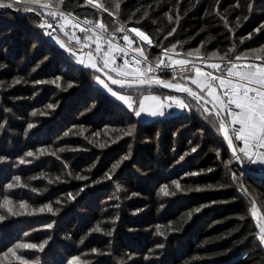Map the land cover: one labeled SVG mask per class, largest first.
Wrapping results in <instances>:
<instances>
[{"label": "trees", "instance_id": "1", "mask_svg": "<svg viewBox=\"0 0 264 264\" xmlns=\"http://www.w3.org/2000/svg\"><path fill=\"white\" fill-rule=\"evenodd\" d=\"M116 2L101 0L114 15L86 0H65L61 7L112 31L142 28L159 59L173 48L225 59L264 57L254 51L264 49V0H119V10ZM14 9H0V205L7 197L25 214L0 207L6 217L0 264H22L9 252L18 244L44 245L43 251L17 249L28 264H69L75 256L84 264H264L250 213L254 199L264 216V177L236 164L214 111L189 95L110 85L78 65L35 13ZM95 49L103 67V53ZM111 67L104 69L117 76ZM193 74L149 73L183 84ZM96 77L131 95L136 107L152 92L180 96L188 108L141 121ZM16 176L25 186L8 189ZM49 204L53 212L39 211ZM97 226L102 230L94 231Z\"/></svg>", "mask_w": 264, "mask_h": 264}, {"label": "snow or ice", "instance_id": "2", "mask_svg": "<svg viewBox=\"0 0 264 264\" xmlns=\"http://www.w3.org/2000/svg\"><path fill=\"white\" fill-rule=\"evenodd\" d=\"M88 5H91L94 8L102 9L105 12H109V9L104 7L103 4L99 3L98 0H86ZM65 4V0H55V4H53L52 0H0V9H16V11H23L25 13L34 12L37 6L40 9L46 11L48 16H51L53 19L59 17L58 27L63 30L67 26L71 25L74 30L79 28L82 33H91V35H87L85 37V41H91L96 44L95 51L97 53H103V68L111 67V72H115L120 79L113 78L111 75L108 76V79L111 81V84L118 85L120 88L132 87L133 83L129 82L128 78L132 77L133 82L139 85L146 84H155L160 85L164 88H174L176 91L187 93L197 102L204 99V97L197 91L193 89L180 85L173 84L171 81L162 80L154 75H149V73H155L157 71L162 70L163 68H174L176 65H180V70H186L185 66L190 63L188 60H171L169 55L170 52H174L175 48L167 49L164 51L163 55L168 57L170 63H166L163 59H158L155 62V66L152 64H148L143 69L140 67L142 62L147 61V56L143 50L142 46L133 48V44L136 41L130 35L131 33L135 34V37L139 38L140 41L146 42L151 45L152 40L149 35L146 34L139 28H132L127 30L122 39L126 44L125 47L118 46L113 43V40L104 35L107 32V27L102 22L97 21H89L85 20L84 24H92L93 28H85L82 27L78 22V18L71 15V13H67L60 9L61 5ZM120 3L117 0L115 4V8L119 10ZM115 13L109 12V15H114ZM41 28H52L53 25L45 21L39 25ZM94 29H98V31H94ZM118 31L125 32L126 30L121 27ZM256 31H259L257 29ZM51 35V32L48 33ZM65 35H69L68 32H65ZM74 39L77 43H80V37L74 36ZM102 42L108 45L107 51H105L102 47ZM86 46L90 47V44H86ZM61 47H64V44L61 43ZM127 50H131L138 54L140 58L133 57L135 60V67H133L128 59H124V62L120 66H116V57L113 55V52H120L125 54ZM199 50H197L198 53ZM254 51H264V49H258ZM189 55H192L191 53ZM212 55H216L213 53ZM142 58V59H141ZM237 60H240L241 57L237 56ZM256 59H264V57L257 56ZM88 63L87 67L96 69L97 71H102L103 69L98 67L96 60L94 59L92 53L88 54ZM81 64H84V60L79 61ZM231 63V62H230ZM211 68L219 70L220 66L218 64L209 65ZM193 70L196 73V78L192 79V83L197 85V88L201 89V92L205 89L207 90V95L211 97V103H213V108L217 109L214 115L219 120V130L223 135L224 140L227 141L228 146L231 148L233 155L236 159H240V154L243 155V158H246L251 163L254 164H264V64H256L252 63L244 68H239L236 63H231V67L227 70L226 77L224 75L221 76H213L211 72H204L200 68L192 65ZM235 78V79H233ZM96 79L107 89L108 92L111 93L113 97H116L119 101L123 102L129 109H132L136 116H140L141 113H147L150 116H163L165 107H172L173 103L180 108H188V105L179 98L167 97V101L170 103L165 104L164 101L157 96H144L143 99L139 102L138 107L134 105V101L131 95L120 94L117 91H114L107 83L103 80H100L99 77ZM219 81V88L225 89L222 95L217 93L216 87H214L215 81ZM17 80L15 83H19ZM39 83V82H38ZM71 86V85H69ZM227 97V100L224 99ZM146 101H152V104H147ZM233 106L236 110L233 109ZM51 107V106H50ZM221 110L226 112L227 117L230 119L226 120L224 116L221 115ZM238 110V111H237ZM205 111L209 112V115L213 113L205 109ZM35 115V113H33ZM239 125V127H236ZM29 128L33 127V125H29ZM231 132V134H230ZM127 134H131L130 132ZM234 139L236 141H241L243 146L238 147L234 144ZM103 147V145H101ZM63 151V149H61ZM192 151H196L195 148ZM43 153V150H41ZM34 155L33 152L26 153V156L32 157ZM126 156L124 159H128ZM3 159V158H0ZM20 164L25 163L24 159L19 161ZM118 167V165H117ZM199 173H192V175H198ZM235 178V177H234ZM14 181L16 183H10L7 185L8 189H12L13 187H24L25 185L19 183L20 177H14ZM176 183V188L179 189L180 185L178 182ZM165 195H168L167 186H164L162 189ZM247 194V190L244 189ZM250 195V194H249ZM251 199V197H250ZM252 207L250 209L251 216L254 218L256 225L258 227V232L256 233V238L258 239L260 245L264 246V216H261L259 210L256 207V203L254 199H251ZM6 209L7 213L12 216L15 215H23L22 212L14 211L12 206V201L7 197L4 198L3 204L0 205ZM28 207L26 202H20L19 208L22 210H26ZM47 210L48 212H53L52 206L45 205L40 208V212H44ZM199 211V209H197ZM6 217L0 215V221L5 220ZM52 225H48L50 228ZM102 229L97 226L94 231H101ZM109 235L111 233H108ZM44 245L37 246L36 244H18L14 249H10L9 252L13 257H16L17 260H21L22 264H28L26 260H23L22 257L17 255V249H37L43 251ZM96 251V250H93ZM69 264H84L81 260V257L75 256L69 261Z\"/></svg>", "mask_w": 264, "mask_h": 264}, {"label": "rangeland", "instance_id": "3", "mask_svg": "<svg viewBox=\"0 0 264 264\" xmlns=\"http://www.w3.org/2000/svg\"><path fill=\"white\" fill-rule=\"evenodd\" d=\"M52 2L55 4V0H52ZM98 2L99 3H101V0H98ZM61 7V6H60ZM37 8L38 9H40L38 6H37ZM36 8V9H37ZM60 9H63L62 7L60 8ZM41 10H43V9H41ZM45 11V10H44ZM45 13H46V11H45ZM46 15V16H45ZM45 15H43L52 25H53V18L51 17V16H48L47 14H45ZM42 22L44 23V21L42 20ZM54 27V26H53ZM119 28H121V25L120 26H118V28H117V30L119 29ZM132 28H139V29H141L142 31H144L142 28H140V27H129V30L130 29H132ZM47 29V28H46ZM48 30V29H47ZM49 31V30H48ZM145 32V31H144ZM61 34V33H60ZM127 34H129V33H127ZM131 36H132V38L136 41V43L135 44H133V46H134V48H136V47H139V46H142L143 47V50H144V52H145V55L146 56H148L147 57V59L148 60H150L151 62H152V64H153V66H155V62L156 61H153V60H157V59H159V57L157 56V54H159L158 52L159 51H157L156 49H155V47L153 46V43L151 44V45H149V44H147L146 42H143V41H140L139 40V38H137V37H135V34L134 33H131L130 34ZM51 36V38L52 39H54L55 41H56V37L53 35V34H51L50 35ZM80 49H86V47L85 46H82V48H80ZM162 52V55H161V57H160V59H162L163 58V53H164V51H161ZM192 54V55H189V54ZM213 54V53H212ZM212 54H209V55H204V56H202V55H200V54H198L197 53V50H192V51H190L189 53H183V52H178V51H174V52H170L169 53V55H170V57H171V59L172 60H188V61H190V63L188 64V65H186L185 66V68H186V70H184V71H190V72H192L193 71V67H192V65H195L196 67H198V68H200L202 71H204V72H211L213 75H215V76H218L219 74H224V73H226L227 72V70H228V67H230L229 66V64H230V59L231 58H227V59H225V58H223L222 56H217V54L216 55H212ZM151 56L152 57H156V58H152L151 59ZM150 57V58H149ZM242 58V57H241ZM243 59H249V58H246V57H243ZM256 61H259V62H261L262 60H260V59H255ZM211 64H218L219 66H220V68H219V70H217V69H214V68H211L209 65H211ZM231 65V64H230ZM164 69V68H163ZM162 69V70H163ZM174 69L175 70H177V72H181V70H180V65H176L175 67H174ZM129 78H132V77H129ZM196 78V73H195V71H194V74L189 78V81H190V83H186L187 85H189V86H191V87H193L194 89H196V90H198L199 92H201V89H199V88H197V85H195V84H193L192 83V79H195ZM217 82H215L214 83V85L213 86H216L217 87V84H216ZM202 92H205V93H207V90L205 89L204 91H202ZM217 93L218 94H220L221 95V93H220V91L219 90H217ZM151 94H154V93H152V92H148V93H146V94H143L142 95V97H141V100L143 99V96H149V95H151ZM124 95H128V94H124ZM154 95H156V94H154ZM157 96V95H156ZM157 97H159L160 99H161V101H164L165 102V104H167V103H170V101H167V97H174V98H179V99H181V100H183L184 102H185V104H187V102L184 100V99H182V97H180V96H165V97H160V96H157ZM164 99V100H163ZM210 100L212 99L211 97L209 98ZM146 103L147 104H152L153 102L152 101H146ZM175 109V111H180V110H182L183 108H180V107H177L174 103H173V106L172 107H165V109H164V112H168V110H170V109ZM142 114V113H141ZM138 117V116H137Z\"/></svg>", "mask_w": 264, "mask_h": 264}, {"label": "built area", "instance_id": "4", "mask_svg": "<svg viewBox=\"0 0 264 264\" xmlns=\"http://www.w3.org/2000/svg\"><path fill=\"white\" fill-rule=\"evenodd\" d=\"M61 10H62V11H65V12H67V13H71L72 16L78 18V22L81 24L82 27H85V28H93V25H92V24H84V21H85V20L93 21L94 23L97 22V21H96L95 19H93V18H87V17H84V18H83V17H79V16H77L76 14H74V13H72V12H70V11H66V10H64V9H61ZM58 23H59V17H57L56 19L53 20V26H54L57 30H59V31H61V32H63V33L68 32L70 38L73 39V40H75V39H74V36H78V37H80V40H81L80 44H87V43L85 42V37H86L87 35H91V33H82V32H80L79 28H77V29L74 30V36H73V29L71 28V25H69V26H67L65 29L61 30V29L58 27ZM94 31H98V29H94ZM104 35L107 36L108 38L112 39L114 44L126 48V44H125V42H124L123 39H122L123 35H122L121 33L117 32V31H112V30H110L109 28H107V32L104 33ZM75 41H76V40H75ZM90 45H91V46H90L91 48H96V44H90ZM103 46H107V48H108V45H107L106 43H103V42H102V47H103ZM132 47H133V46H132ZM87 48H89V47H87ZM133 48H134V47H133ZM106 51H107V50H106ZM113 55L116 57V66H117V65H119V66L122 65L123 62H124V59H128V60L130 61L131 65H132L133 67H135L136 65H135V60L133 59V57L135 56V57H137V58H140V57L138 56L137 53H135V52H133V51H131V50H127L125 54H122V53H120V52H113ZM141 59H142V58H141ZM162 59L165 60L166 63H170V60H169L168 57L163 56ZM171 60H172V59H171ZM230 62H231V63H236V64L239 66V68L247 67L248 65H250V64H252V63H256V64H264L263 61L259 62V61H256L255 59H243V58H241L240 60H237L236 57L231 58V59H230ZM231 63H230V64H231ZM148 64H152V62H151L150 60L147 59V61L141 63L140 67L143 69V68L146 67ZM230 64H229V66L231 67ZM152 65H153V64H152ZM228 68H229V67H228ZM164 69H167V68H164ZM221 75H224V76L226 77L227 72L224 73V74H219L218 76H221ZM213 76H215V75H213ZM233 79H235V78H233ZM215 82H217V83H216V84H217V88H218V90L220 91V93H221V95H222L223 92L225 91V89H222V88H219V87H218V85H219V81H218V80L215 81ZM224 99L227 100V97H224ZM233 109L236 110V109L234 108V106H233ZM223 111H224V110H223ZM237 111H238V110H237ZM224 112H225V111H224ZM236 127H239V125H236ZM240 142H241V141H240ZM241 143H242V142H241ZM242 146H243V144H242ZM248 161H249V160H248ZM249 163H251V162L249 161ZM251 164H252V165H255V166H257V167H259V168H261V169H264V164H258V163H257V164L251 163Z\"/></svg>", "mask_w": 264, "mask_h": 264}, {"label": "water", "instance_id": "5", "mask_svg": "<svg viewBox=\"0 0 264 264\" xmlns=\"http://www.w3.org/2000/svg\"><path fill=\"white\" fill-rule=\"evenodd\" d=\"M15 12H18L16 11V9H14ZM33 13H35L38 17H40L44 22L47 21L48 23H50L40 12L38 11H34ZM51 34H53L55 37H56V40L57 42L59 43V45L61 46V43L64 44V49H66L71 55H73V57L76 59V63L80 66H82L83 68H86V69H90L91 71L99 74L101 77H103L110 85L112 86H115V87H118L120 88L118 85H113L111 84V81L108 79V76L111 75L113 78H117V79H120V77L118 76H115V75H112L110 74L107 70H105L99 63V60H98V57L97 55L95 54V52H93L92 50H84V49H80L78 47H75L74 45L70 44L69 42H67L62 36L61 34L54 28H47ZM89 53H92L94 59L96 60L97 64H98V67L102 68L103 70L102 71H97L96 69H93V68H89L86 66V64L89 62L88 61V54ZM80 60H84L85 63L84 64H81L79 61ZM162 80H165V81H171L173 84H180V85H184V86H187L191 89H193L194 91H197L199 92L198 90L194 89L193 87L187 85V84H183V83H179V82H176L174 80H170V79H164V78H160ZM129 82H132L133 83V86L132 87H125L127 89H130V88H159V89H164V90H167V91H170V92H174V93H178V94H185V95H188L187 93H184V92H179V91H176L174 88H164L160 85H155V84H146V85H139V84H135L133 82V78H128ZM200 93V92H199ZM204 99L201 100V102H203L204 104H206L207 106H209L215 113V111L217 109L213 108V103H211L210 99L207 98L206 96H204L202 93H200ZM221 115L223 116L222 112H221ZM227 143V141H226ZM228 145V144H227ZM229 147V146H228ZM231 153H232V150L231 148L229 147ZM233 155V153H232ZM234 159H235V162L236 164L246 173L248 174H251V175H256V176H260V177H264V173H260V172H257L253 169H251L249 166H247L242 158L240 159H236V157L233 155Z\"/></svg>", "mask_w": 264, "mask_h": 264}, {"label": "crops", "instance_id": "6", "mask_svg": "<svg viewBox=\"0 0 264 264\" xmlns=\"http://www.w3.org/2000/svg\"><path fill=\"white\" fill-rule=\"evenodd\" d=\"M149 96H156L154 94H151ZM144 97V96H143ZM154 116H150L148 115L147 113H142L140 116H138V118L141 120V121H149L153 118Z\"/></svg>", "mask_w": 264, "mask_h": 264}]
</instances>
